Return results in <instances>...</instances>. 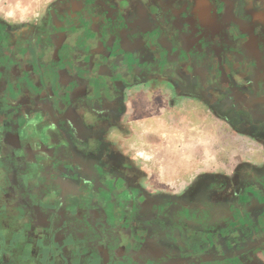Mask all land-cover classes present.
<instances>
[{"label":"crops","instance_id":"1","mask_svg":"<svg viewBox=\"0 0 264 264\" xmlns=\"http://www.w3.org/2000/svg\"><path fill=\"white\" fill-rule=\"evenodd\" d=\"M0 47L28 53L0 122L49 131L40 178L65 205L118 177L168 209L140 220L173 258L264 184V0H0Z\"/></svg>","mask_w":264,"mask_h":264},{"label":"flooded vegetation","instance_id":"2","mask_svg":"<svg viewBox=\"0 0 264 264\" xmlns=\"http://www.w3.org/2000/svg\"><path fill=\"white\" fill-rule=\"evenodd\" d=\"M25 55L0 47V81L6 90L13 65L23 64ZM33 131L30 123L21 128L0 122V264H245L264 244V184L246 178L243 206L225 209L210 223L209 241L166 257L148 242L153 231L140 219L157 210L168 213L167 208L159 209L105 172L65 205L47 193L49 178H40L38 159L46 156L49 162L53 153L43 138L49 131L42 137ZM183 212L176 208V218L187 215Z\"/></svg>","mask_w":264,"mask_h":264},{"label":"rangeland","instance_id":"3","mask_svg":"<svg viewBox=\"0 0 264 264\" xmlns=\"http://www.w3.org/2000/svg\"><path fill=\"white\" fill-rule=\"evenodd\" d=\"M232 152H233V148H232L231 144H229L228 153L231 154Z\"/></svg>","mask_w":264,"mask_h":264}]
</instances>
